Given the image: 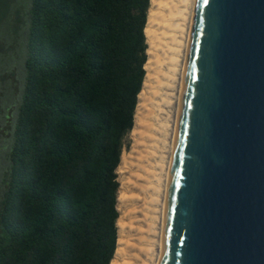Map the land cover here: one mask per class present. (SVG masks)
Wrapping results in <instances>:
<instances>
[{
    "label": "trees",
    "instance_id": "trees-1",
    "mask_svg": "<svg viewBox=\"0 0 264 264\" xmlns=\"http://www.w3.org/2000/svg\"><path fill=\"white\" fill-rule=\"evenodd\" d=\"M149 2L28 0L0 264L112 261L116 169L146 72Z\"/></svg>",
    "mask_w": 264,
    "mask_h": 264
},
{
    "label": "water",
    "instance_id": "water-1",
    "mask_svg": "<svg viewBox=\"0 0 264 264\" xmlns=\"http://www.w3.org/2000/svg\"><path fill=\"white\" fill-rule=\"evenodd\" d=\"M158 264H264V0H194Z\"/></svg>",
    "mask_w": 264,
    "mask_h": 264
},
{
    "label": "bare ground",
    "instance_id": "bare-ground-1",
    "mask_svg": "<svg viewBox=\"0 0 264 264\" xmlns=\"http://www.w3.org/2000/svg\"><path fill=\"white\" fill-rule=\"evenodd\" d=\"M194 0H150L145 76L130 145L116 169L117 245L110 264H158L166 189Z\"/></svg>",
    "mask_w": 264,
    "mask_h": 264
},
{
    "label": "rangeland",
    "instance_id": "rangeland-1",
    "mask_svg": "<svg viewBox=\"0 0 264 264\" xmlns=\"http://www.w3.org/2000/svg\"><path fill=\"white\" fill-rule=\"evenodd\" d=\"M27 2L28 0H0V192L20 98V45L26 22ZM128 135L124 139L122 153L129 148Z\"/></svg>",
    "mask_w": 264,
    "mask_h": 264
}]
</instances>
